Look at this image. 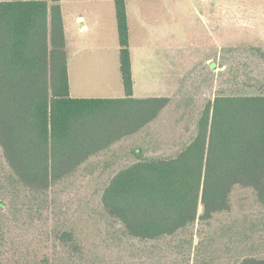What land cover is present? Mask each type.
I'll return each instance as SVG.
<instances>
[{
  "label": "trees",
  "instance_id": "trees-1",
  "mask_svg": "<svg viewBox=\"0 0 264 264\" xmlns=\"http://www.w3.org/2000/svg\"><path fill=\"white\" fill-rule=\"evenodd\" d=\"M113 1L125 97L72 99L59 0H0V150L16 181L34 193L138 133L169 103L132 97L125 0ZM235 186L253 190L264 207V96H216L184 149L120 169L100 202L127 236L158 240L229 212Z\"/></svg>",
  "mask_w": 264,
  "mask_h": 264
},
{
  "label": "rangeland",
  "instance_id": "rangeland-1",
  "mask_svg": "<svg viewBox=\"0 0 264 264\" xmlns=\"http://www.w3.org/2000/svg\"><path fill=\"white\" fill-rule=\"evenodd\" d=\"M207 20L194 27L186 19L184 33L170 39V60L174 68L183 66L186 71L175 83L163 121L152 128L90 157L75 174L44 193L19 184L0 150V264H237L247 257L264 260V207L251 189L235 186L229 212L214 214L207 223L196 222L158 240L127 236L100 202L104 187L118 170L138 158L174 157L189 144L201 112L216 96L261 94L260 82H254L259 72L254 51H249L246 60L231 61L230 50H224L221 79L215 80L213 72L203 66L200 60L213 55L221 37L213 19ZM223 38L229 46L230 34ZM230 62L235 64L234 71ZM238 63L249 66V81L243 76L242 82H236L241 76L236 74L241 69ZM201 212L200 207L198 214ZM63 233L68 235L62 237Z\"/></svg>",
  "mask_w": 264,
  "mask_h": 264
},
{
  "label": "crops",
  "instance_id": "crops-1",
  "mask_svg": "<svg viewBox=\"0 0 264 264\" xmlns=\"http://www.w3.org/2000/svg\"><path fill=\"white\" fill-rule=\"evenodd\" d=\"M59 6L65 39L69 97L124 98L114 1L59 0ZM125 12L132 97L166 98L169 103L154 121L123 140L131 139L163 121L162 116L168 111L175 93V83L186 71L183 66L174 68L169 55L173 45L170 39L184 33L186 19L191 26L196 27L202 22L206 24L207 19L211 18L216 31L218 28L221 37L215 52L213 55H204L200 60L209 72H213L215 80L222 77L224 50H230L231 61L246 60L249 51H254L259 70L254 82H260L261 94L235 96H264V0H125ZM225 27L230 29L225 31ZM224 34H230L229 46L224 42ZM231 64L234 71L235 64ZM237 65L241 69L236 74L241 76L236 82H242L243 76L249 75L250 68H245L243 63ZM246 80L249 81L247 76Z\"/></svg>",
  "mask_w": 264,
  "mask_h": 264
}]
</instances>
